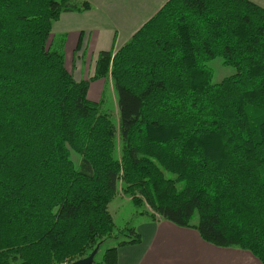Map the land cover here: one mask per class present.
I'll return each instance as SVG.
<instances>
[{"label":"trees","instance_id":"trees-1","mask_svg":"<svg viewBox=\"0 0 264 264\" xmlns=\"http://www.w3.org/2000/svg\"><path fill=\"white\" fill-rule=\"evenodd\" d=\"M90 8L0 0V264H68L123 235L98 263L116 264L117 247L139 242L133 226L114 232L119 192L264 264V7L166 0L77 80L52 24ZM215 57L234 72L213 82ZM97 79L117 124L87 97Z\"/></svg>","mask_w":264,"mask_h":264},{"label":"crops","instance_id":"crops-1","mask_svg":"<svg viewBox=\"0 0 264 264\" xmlns=\"http://www.w3.org/2000/svg\"><path fill=\"white\" fill-rule=\"evenodd\" d=\"M85 1L89 10L63 12L52 24V35H65L64 64L77 80L90 79L98 52L120 47L166 0ZM251 1L264 7V0ZM103 84L111 86L109 79L90 81L87 97L99 100ZM134 228L139 242L117 247L116 264H262L247 250L212 245L167 220L145 215Z\"/></svg>","mask_w":264,"mask_h":264},{"label":"rangeland","instance_id":"rangeland-1","mask_svg":"<svg viewBox=\"0 0 264 264\" xmlns=\"http://www.w3.org/2000/svg\"><path fill=\"white\" fill-rule=\"evenodd\" d=\"M155 1V0H154ZM149 15H146L147 18ZM125 43V42H123ZM122 43V44H123ZM209 65L213 70V82L219 81L222 77L232 74L234 72V68L230 65L222 64L220 57H215L209 61ZM102 83V82H101ZM103 90L101 102V110L108 113L111 116V119L114 124H117L118 113L116 110L115 104V92L111 88L110 85H100ZM90 94V92H89ZM99 95V94H98ZM96 95V96H98ZM90 96H94L92 93ZM92 100L95 97H90ZM73 159L76 160V155L73 154ZM166 176H173L171 173L165 172ZM108 210L111 213L113 218L115 228L114 232L116 233L119 229H123L126 226H133L137 221L142 220L145 217V213H142L143 209L141 207L136 206L127 196H124L121 192L115 195L113 200L108 205ZM142 216L140 219H136ZM196 219V216H193V221ZM124 237L123 235L118 238H109L105 240L98 248L94 256V261L92 264H98L103 256L105 250L109 247L114 246L119 239Z\"/></svg>","mask_w":264,"mask_h":264},{"label":"water","instance_id":"water-1","mask_svg":"<svg viewBox=\"0 0 264 264\" xmlns=\"http://www.w3.org/2000/svg\"><path fill=\"white\" fill-rule=\"evenodd\" d=\"M98 247H99V245L97 244L87 256L80 258V259H77L75 261H72L68 264H91L94 260V255H95L96 251L98 250Z\"/></svg>","mask_w":264,"mask_h":264}]
</instances>
